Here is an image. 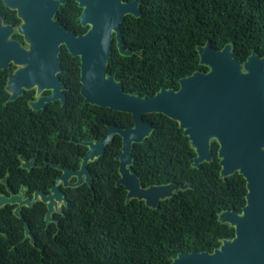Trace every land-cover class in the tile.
Here are the masks:
<instances>
[{"label":"trees","instance_id":"1","mask_svg":"<svg viewBox=\"0 0 264 264\" xmlns=\"http://www.w3.org/2000/svg\"><path fill=\"white\" fill-rule=\"evenodd\" d=\"M139 1L141 15H127L121 24L125 48L138 53L123 56L114 43L108 64V74L128 93L150 97L161 88L177 89L179 79L195 71H207L197 51L207 41L216 49L232 44L241 62L253 51L264 57V0ZM72 30L85 28L78 24ZM60 57L65 104L51 103L46 111L31 109L34 90L9 101L5 87L14 67L0 69V194H9L6 183L16 194L22 186L27 196L49 192L60 173L50 163L77 168L86 151L78 141L100 139L109 124L133 125L128 113L84 103L79 58L65 47ZM144 120L154 131L134 145L132 172L143 187L175 183L188 188L155 209L137 199L127 202L125 188L116 184L122 147L116 135L89 163L92 188L64 189L59 227L46 229L42 202L24 207L22 218L14 214V205L0 208V264H171L179 253L213 252L223 239L233 238L234 228L218 215L241 212L244 177H220L216 146L211 162L193 167L195 151L176 121L160 113H148ZM22 157L49 164L28 170ZM25 222L34 243L25 238Z\"/></svg>","mask_w":264,"mask_h":264},{"label":"water","instance_id":"2","mask_svg":"<svg viewBox=\"0 0 264 264\" xmlns=\"http://www.w3.org/2000/svg\"><path fill=\"white\" fill-rule=\"evenodd\" d=\"M64 1V0H63ZM83 8L84 34L68 32L54 20L59 0H14L22 23L17 32L26 45L10 39L13 26L2 25L0 19V69L16 68L8 77L6 90L9 101H15L24 91L35 90L30 102L33 110L46 103H64L58 73L62 70L59 57L61 46L80 60V94L86 104L110 108L131 114L134 125L123 128L108 125V133L98 141H81L88 149L79 169L52 164L61 170L50 193L36 190L33 198L25 197L22 186L14 193L5 180L9 194H0V208L17 205L13 212L22 218L23 206L33 207L40 200L47 206L45 221L53 220L52 213L66 204L60 186L79 187L85 182L92 188L88 164L105 152L106 145L116 135L122 139L117 186L127 192V202L144 201L150 208H158L162 200L171 198L188 184L168 183L143 187L140 178L131 170L134 145L142 143L154 131L144 121L147 113H160L178 122L196 155L192 166L212 161L210 142L217 139L220 176L225 178L238 172L246 181V203L241 212L224 210L218 219L234 228L233 238L221 241L213 252L179 253L171 264H264V57L252 52L244 62L235 57L232 44L216 49L210 41L197 46L200 64L207 72L195 71L179 80V89L161 88L153 96L142 97L124 90L115 75L108 74L113 41L123 56L138 53L123 46L121 24L127 15L139 17V0H77ZM50 91L49 95H42ZM48 163H45L47 165ZM23 168H31L33 160L21 158ZM76 177V182H70ZM25 237L34 243L28 223Z\"/></svg>","mask_w":264,"mask_h":264},{"label":"flooded vegetation","instance_id":"3","mask_svg":"<svg viewBox=\"0 0 264 264\" xmlns=\"http://www.w3.org/2000/svg\"><path fill=\"white\" fill-rule=\"evenodd\" d=\"M52 1H54V0H52ZM123 1H130V0H123ZM14 3V0H0V19H1V23H2V25H9V26H13V28H14V31H13V33L10 35V39H12V40H15V41H19L22 45H26V43L24 42V40H23V37L17 32V27L22 23V19L19 17V15H18V10L16 9V8H13L12 6H11V4H13ZM82 11H83V8L81 7V6H79V3H78V1L77 0H59V5H58V8L56 9V12H55V14H54V20L55 21H57L59 24H60V26H62V27H64L65 28V30H67L68 32H72V33H75L76 35H79V34H84L87 30H88V28H89V25H83L82 23H81V19H80V16H81V14H82ZM80 25L81 27H83V28H85V31H80V32H75L74 30H72V29H74V28H76V26L77 25ZM18 35L19 36H21V38L22 39H19L18 38ZM122 40H123V38H122ZM115 43V45H116V48H117V44H116V40H114L113 41V44ZM113 44H112V46H113ZM124 41H123V46H124ZM63 47H65V45H62L61 46V50H62V48ZM66 48V47H65ZM124 48H125V46H124ZM67 49V48H66ZM118 49V48H117ZM126 49H130V48H126ZM119 52V51H118ZM60 53H61V51H60ZM59 57H60V54H59ZM79 58V57H78ZM60 59H61V57H60ZM80 61V60H79ZM60 65H61V62H60ZM14 67L13 68V70H12V72H11V74L13 73V71L15 70V66L14 65H11L9 68H11V67ZM8 68V69H9ZM199 71H201V70H199ZM208 71V70H207ZM207 71H203V72H207ZM61 72V71H60ZM59 72V73H60ZM59 73H58V75H59ZM10 74V75H11ZM9 75V76H10ZM8 76V77H9ZM8 79V78H7ZM180 80V79H179ZM62 83V82H61ZM63 85V84H62ZM64 86V85H63ZM179 87H180V85H179ZM179 87L177 88V89H174V88H172V89H174V90H178L179 89ZM35 91V90H34ZM63 93L65 94V89L63 90ZM50 94V91H44L43 93H42V95H49ZM65 96H66V94H65ZM36 97H35V92H34V99H35ZM34 99H32V100H34ZM32 100H30L29 101V105H30V102L32 101ZM51 103H53V104H60V105H64L65 104V101H64V103H62L60 100H57V101H55V102H49V103H46L45 104V107L44 108H42V109H40V110H38V111H46L47 109H48V105L49 104H51ZM85 103V102H84ZM31 107V106H30ZM32 109V108H31ZM33 110V109H32ZM34 111H36V110H34ZM126 113V112H125ZM129 114V113H128ZM148 114V113H147ZM131 115V114H130ZM146 115V114H145ZM144 115V116H145ZM131 118H132V116H131ZM143 119H144V117H143ZM132 120H133V118H132ZM145 121V120H144ZM147 122V121H146ZM178 123V122H177ZM110 125V124H109ZM133 125H134V121H133ZM132 125V126H133ZM179 125V124H178ZM116 126V125H115ZM132 126H130V127H132ZM107 127H108V125H107ZM119 127H121V126H119ZM124 128V127H123ZM125 128H129V127H125ZM183 131V130H182ZM108 133V132H107ZM107 135V134H106ZM102 138V137H101ZM100 138V139H101ZM100 139H93V140H81V141H98V140H100ZM81 141H78V143L80 144V145H82L80 142ZM83 146V145H82ZM216 146V150H215V153H216V157L218 158V163H219V161H220V159H219V157H218V153H219V147H220V144H219V142H218V140L217 139H212L211 140V142H210V151H211V153H212V160H213V151H212V148H214ZM85 148H86V151H87V147L86 146H84ZM86 151H85V153H86ZM85 155V154H84ZM84 155H82L81 156V160H80V165H79V167H77V168H69V167H65V166H63L62 164H56V165H62L63 167H65V168H69V169H79L80 168V166H81V162H82V157L84 156ZM195 155H196V153H195ZM118 156V155H117ZM116 156V157H117ZM27 159V158H26ZM28 160H33V165L31 166V168H29L28 170H30V169H32L33 167H44L45 166V163H48L49 164V162H44V164H36L35 163V159L33 158V159H28ZM207 163H209V162H207ZM47 164V165H48ZM51 165L53 164V163H50ZM220 165V164H219ZM54 167V166H53ZM55 168V167H54ZM27 169V168H26ZM56 169H58V168H56ZM59 170V169H58ZM88 170H89V173H90V169H89V164H88ZM220 170H221V166H220ZM60 171V173H59V175L61 174V170H59ZM236 173H238V172H236ZM235 174V173H234ZM239 174V173H238ZM59 175L57 176V178L59 177ZM137 175V174H136ZM221 177V176H220ZM228 177V176H227ZM57 178H56V180H57ZM226 178V177H225ZM56 180H55V184H56ZM76 180H77V178L76 177H72L71 179H70V182H76ZM54 184V185H55ZM84 184H87L86 182L84 183ZM88 185V184H87ZM53 187V186H52ZM51 187V188H52ZM26 188V187H25ZM67 188H73V187H71V186H67V187H65L64 185H61L60 186V190L64 193V196H65V199H66V194H65V191H64V189H67ZM27 189V188H26ZM51 190V189H50ZM41 191V190H40ZM35 192V191H34ZM44 192V191H43ZM46 193V192H45ZM50 193V191L49 192H47V194H49ZM34 194V193H33ZM33 194H32V196H27V191H26V195H25V197H30V198H33ZM67 201V200H66ZM38 202H41L40 200H38L35 204H37ZM43 203V202H42ZM45 204V203H44ZM66 204L65 203H61L60 205H59V210L58 211H54L53 213H52V217H53V220L52 221H50L49 223H47L46 221V229L49 227V226H52V225H55L56 227H59V219H58V215H60V214H62L63 213V211H62V208L65 206ZM15 207L17 206V205H14ZM35 206V205H34ZM33 206V207H34ZM14 207V208H15ZM24 207H28V206H23V208ZM45 207H46V212H47V206H46V204H45ZM22 208V209H23ZM31 208V207H30ZM14 210V209H13ZM242 211V210H241ZM45 215H46V213H45ZM44 220H45V218H44ZM26 223V222H25ZM25 223H24V228H25ZM32 233V232H31ZM26 238V237H25Z\"/></svg>","mask_w":264,"mask_h":264}]
</instances>
